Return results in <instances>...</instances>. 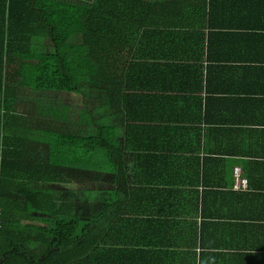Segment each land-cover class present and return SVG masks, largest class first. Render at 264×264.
Masks as SVG:
<instances>
[{
    "label": "trees",
    "instance_id": "trees-1",
    "mask_svg": "<svg viewBox=\"0 0 264 264\" xmlns=\"http://www.w3.org/2000/svg\"><path fill=\"white\" fill-rule=\"evenodd\" d=\"M140 5L141 0H0V264H125L123 257L134 254L128 247L138 243L134 228L176 227L168 219L143 221L141 216L162 214L163 206L150 210L143 205L149 191L131 187L138 173L127 170L135 156L126 136L134 130L104 120L118 115L130 125L134 119L128 105L133 89L126 82L140 61L130 54L149 34ZM126 18L132 19L129 26ZM64 93L83 97L90 127L79 135L61 123L65 107L56 113L52 102L43 103L34 117L38 124L22 112L28 94ZM94 108L101 124L94 125ZM160 160H147V166L182 162ZM71 170L85 172L80 188L69 189L78 192L80 206L63 199ZM99 180L114 188H101ZM94 201L103 202L96 214ZM146 243L167 250L172 245ZM150 255L171 261L182 256Z\"/></svg>",
    "mask_w": 264,
    "mask_h": 264
},
{
    "label": "crops",
    "instance_id": "crops-1",
    "mask_svg": "<svg viewBox=\"0 0 264 264\" xmlns=\"http://www.w3.org/2000/svg\"><path fill=\"white\" fill-rule=\"evenodd\" d=\"M141 1L140 21L149 34L130 54L140 64L126 82L133 89L128 105L134 119L130 125L118 115L104 120L134 130L126 136L135 156L127 170L138 173L131 187L149 191L143 205L150 210L163 206L162 214L141 216L143 221L152 225L168 219L176 227L134 228L138 243L127 249L134 254L122 260L264 264V0ZM93 113L94 125L101 124L100 111ZM66 114L60 122L83 132L87 123L78 125ZM168 157L182 162L147 166V160ZM236 168L247 180L246 190L235 189ZM70 172L63 199L80 206L78 192L69 189L80 188L85 172ZM170 173L176 174L169 179ZM100 180L101 188H114ZM93 204L96 214L103 202ZM147 241L172 245L159 249ZM151 252L182 256L154 259Z\"/></svg>",
    "mask_w": 264,
    "mask_h": 264
},
{
    "label": "rangeland",
    "instance_id": "rangeland-1",
    "mask_svg": "<svg viewBox=\"0 0 264 264\" xmlns=\"http://www.w3.org/2000/svg\"><path fill=\"white\" fill-rule=\"evenodd\" d=\"M90 96H93V93L90 94ZM26 102H23L24 108H23V114L26 117L29 118H33L35 124H38V122L35 120L34 117H37L38 115L36 114L37 109H39V107L43 104V103H47V102H52L53 104V108L54 111L57 113L58 109L60 107H70L71 110L67 111L66 117L70 120H75V123H81V124H86V122L88 120L84 122L80 121V118H82L85 114L84 109H85V104L83 102V97L82 95H74V94H35V95H31L28 94L25 96ZM88 115V114H87ZM89 116V115H88ZM46 121H48L47 119H45ZM54 120L55 122L57 121V118L54 116ZM51 121V120H50ZM48 121V122H50ZM67 125V131L76 135H79L80 133H82V130L78 131L77 127L71 126L70 127V123L66 122ZM34 126V125H33ZM33 126H31L33 128ZM90 127V125L87 124L86 127H84L83 132H85V130Z\"/></svg>",
    "mask_w": 264,
    "mask_h": 264
},
{
    "label": "built area",
    "instance_id": "built-area-1",
    "mask_svg": "<svg viewBox=\"0 0 264 264\" xmlns=\"http://www.w3.org/2000/svg\"><path fill=\"white\" fill-rule=\"evenodd\" d=\"M239 174H240L239 173V169L236 168L234 170V175L237 178L236 185H235V189H237V190H246V188H247V180L244 179V178H240L239 177Z\"/></svg>",
    "mask_w": 264,
    "mask_h": 264
}]
</instances>
